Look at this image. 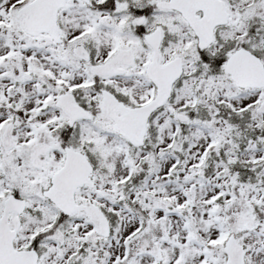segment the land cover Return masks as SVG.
Instances as JSON below:
<instances>
[{"label": "snow or ice", "instance_id": "1", "mask_svg": "<svg viewBox=\"0 0 264 264\" xmlns=\"http://www.w3.org/2000/svg\"><path fill=\"white\" fill-rule=\"evenodd\" d=\"M0 264H264V0H0Z\"/></svg>", "mask_w": 264, "mask_h": 264}]
</instances>
